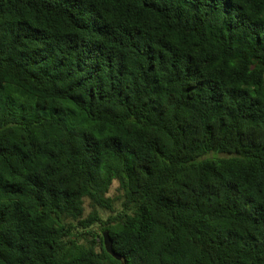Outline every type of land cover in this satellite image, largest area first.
I'll use <instances>...</instances> for the list:
<instances>
[{"label":"trees","instance_id":"1","mask_svg":"<svg viewBox=\"0 0 264 264\" xmlns=\"http://www.w3.org/2000/svg\"><path fill=\"white\" fill-rule=\"evenodd\" d=\"M0 264H264V0H0Z\"/></svg>","mask_w":264,"mask_h":264},{"label":"water","instance_id":"2","mask_svg":"<svg viewBox=\"0 0 264 264\" xmlns=\"http://www.w3.org/2000/svg\"><path fill=\"white\" fill-rule=\"evenodd\" d=\"M102 236H103V244L105 251L109 253L111 256L115 257L116 259H119V257L114 253L112 249V242L109 239L108 234L104 232Z\"/></svg>","mask_w":264,"mask_h":264},{"label":"rangeland","instance_id":"3","mask_svg":"<svg viewBox=\"0 0 264 264\" xmlns=\"http://www.w3.org/2000/svg\"><path fill=\"white\" fill-rule=\"evenodd\" d=\"M88 211V210H87ZM104 232H102L101 234L103 235Z\"/></svg>","mask_w":264,"mask_h":264}]
</instances>
